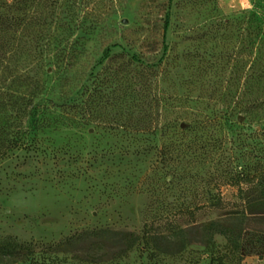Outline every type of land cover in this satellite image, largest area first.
<instances>
[{"label": "rangeland", "instance_id": "1", "mask_svg": "<svg viewBox=\"0 0 264 264\" xmlns=\"http://www.w3.org/2000/svg\"><path fill=\"white\" fill-rule=\"evenodd\" d=\"M99 10L91 33L28 21L13 54L21 91L32 90L53 121L28 117L24 130L39 151L0 162V239L34 245L27 260L0 264H210L212 256L235 264L222 235L215 249L194 244L168 255L143 240L100 261L52 247L87 229L141 233L145 216L168 211L163 204L219 193L231 200L233 175L264 164V0H103ZM125 73L131 89L121 105ZM100 81L107 111L94 109L85 125L65 119L61 106L84 90L92 97ZM120 117L153 119L161 129H125Z\"/></svg>", "mask_w": 264, "mask_h": 264}, {"label": "trees", "instance_id": "2", "mask_svg": "<svg viewBox=\"0 0 264 264\" xmlns=\"http://www.w3.org/2000/svg\"><path fill=\"white\" fill-rule=\"evenodd\" d=\"M102 1L0 0V162L17 150L39 151L38 141L31 138L32 132L24 130L28 117H32L36 123L39 122L43 126H49L53 121L48 117L46 107L41 109L36 106L37 96L32 93V90L28 93L21 91L20 87L24 81L14 71L16 66L12 63L13 54L19 52L20 42L23 39L21 34L24 33L28 21L35 19L43 26H51L53 23L58 25L62 21L69 26V30L75 27L91 33L99 23L96 18ZM111 1L115 3V0ZM66 11L68 14L64 16ZM93 13L95 16H92ZM167 26L168 20L165 28ZM51 41L46 40L50 46ZM55 41H57V47L62 49L64 39ZM40 42L41 40H37V44ZM131 63L129 60L125 66L129 67ZM118 80L120 82H118L119 85L117 84V99L123 105L131 89L128 85V75L125 73ZM104 87L103 82L100 81L92 97L84 90L79 102L63 104L61 110L64 118L85 125L90 121L89 118L94 109L99 112L107 111L109 102L104 100L105 95L102 91ZM121 114L123 115L122 110ZM121 120L123 119L120 117L117 123L125 129L130 127L136 131L141 129L144 132L153 133L161 129L159 123L153 119L150 121H144V118ZM165 148L167 149L166 145L163 150ZM231 186L236 189V194L231 200H226L219 193L207 199L189 204L183 203L176 207L163 204L168 211L155 213L151 220L145 216L141 233L111 228L87 229L77 232L52 247L64 252L72 251L76 253L74 255L76 258L100 261L126 255L143 240L146 246L151 245L156 252L168 255L181 253L194 244L215 249V236L222 235L233 249L232 262L235 264H242L250 256L263 259L264 164L248 172L243 170L235 173ZM159 209L157 206L156 210L159 211ZM200 210H214L218 214L215 218H204L199 216ZM80 243L86 244L82 248L83 254H77L81 248H77L76 245ZM33 252L32 243L20 242L12 236L0 239V262L2 263L25 261ZM223 257L212 256L210 264H215L216 260H219L218 264H227L223 262Z\"/></svg>", "mask_w": 264, "mask_h": 264}, {"label": "crops", "instance_id": "3", "mask_svg": "<svg viewBox=\"0 0 264 264\" xmlns=\"http://www.w3.org/2000/svg\"><path fill=\"white\" fill-rule=\"evenodd\" d=\"M248 264H251V262H248ZM254 264H264V258L263 259L258 258V262L254 263Z\"/></svg>", "mask_w": 264, "mask_h": 264}]
</instances>
